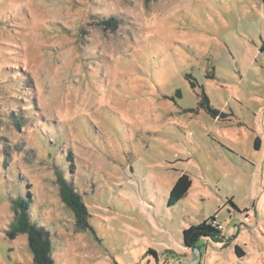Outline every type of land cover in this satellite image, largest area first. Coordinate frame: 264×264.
I'll list each match as a JSON object with an SVG mask.
<instances>
[{"label":"rangeland","instance_id":"374dc122","mask_svg":"<svg viewBox=\"0 0 264 264\" xmlns=\"http://www.w3.org/2000/svg\"><path fill=\"white\" fill-rule=\"evenodd\" d=\"M263 43L264 0H0V264L27 194L54 264H264Z\"/></svg>","mask_w":264,"mask_h":264},{"label":"trees","instance_id":"16d2710c","mask_svg":"<svg viewBox=\"0 0 264 264\" xmlns=\"http://www.w3.org/2000/svg\"><path fill=\"white\" fill-rule=\"evenodd\" d=\"M264 47V43L262 48ZM57 183L59 184L60 198L75 216L76 228L78 230L87 229L89 227L87 221V211L79 194L75 193L70 184L57 175ZM191 185V179L185 173L179 175L172 186L167 204L171 206L181 199ZM27 194L26 198H16L12 201L11 207L14 212L12 221L9 224V237L13 239L19 234L27 236V242L32 254L33 264H54L51 258V242L47 232L34 224L29 216V204L31 199ZM214 217L210 221L204 220L196 225H190L183 230V240L185 246L190 247L192 242L198 236H213L218 233L220 225H213Z\"/></svg>","mask_w":264,"mask_h":264},{"label":"built area","instance_id":"2783aa9c","mask_svg":"<svg viewBox=\"0 0 264 264\" xmlns=\"http://www.w3.org/2000/svg\"><path fill=\"white\" fill-rule=\"evenodd\" d=\"M221 226H219V228H220Z\"/></svg>","mask_w":264,"mask_h":264}]
</instances>
